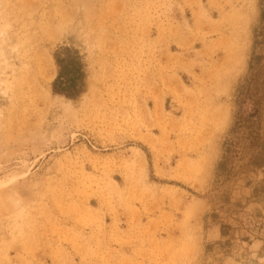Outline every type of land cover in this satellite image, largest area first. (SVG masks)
Instances as JSON below:
<instances>
[{"label": "rangeland", "instance_id": "obj_1", "mask_svg": "<svg viewBox=\"0 0 264 264\" xmlns=\"http://www.w3.org/2000/svg\"><path fill=\"white\" fill-rule=\"evenodd\" d=\"M263 10L0 0V264H264ZM63 48L74 99L52 91ZM38 64L52 106L25 120Z\"/></svg>", "mask_w": 264, "mask_h": 264}, {"label": "bare ground", "instance_id": "obj_2", "mask_svg": "<svg viewBox=\"0 0 264 264\" xmlns=\"http://www.w3.org/2000/svg\"><path fill=\"white\" fill-rule=\"evenodd\" d=\"M39 60H37L38 63ZM42 66L36 65L34 70L30 69L31 71L20 74L16 80V90H14L12 105L13 107L16 106V113L25 118V120L52 106L46 93L47 74L43 70L45 67Z\"/></svg>", "mask_w": 264, "mask_h": 264}, {"label": "trees", "instance_id": "obj_3", "mask_svg": "<svg viewBox=\"0 0 264 264\" xmlns=\"http://www.w3.org/2000/svg\"><path fill=\"white\" fill-rule=\"evenodd\" d=\"M262 20H264V10ZM55 62L58 73L52 84L53 93L70 99L78 97L82 93L85 75L77 53L67 48L60 49L55 55Z\"/></svg>", "mask_w": 264, "mask_h": 264}]
</instances>
